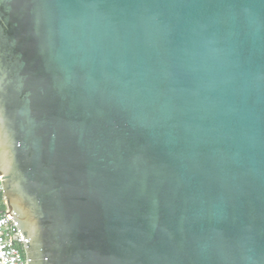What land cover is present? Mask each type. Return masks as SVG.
I'll return each instance as SVG.
<instances>
[{
  "label": "water",
  "instance_id": "95a60500",
  "mask_svg": "<svg viewBox=\"0 0 264 264\" xmlns=\"http://www.w3.org/2000/svg\"><path fill=\"white\" fill-rule=\"evenodd\" d=\"M0 183L27 264H264V0H0Z\"/></svg>",
  "mask_w": 264,
  "mask_h": 264
},
{
  "label": "built area",
  "instance_id": "2783aa9c",
  "mask_svg": "<svg viewBox=\"0 0 264 264\" xmlns=\"http://www.w3.org/2000/svg\"><path fill=\"white\" fill-rule=\"evenodd\" d=\"M6 211L0 183V264H27L18 225Z\"/></svg>",
  "mask_w": 264,
  "mask_h": 264
}]
</instances>
